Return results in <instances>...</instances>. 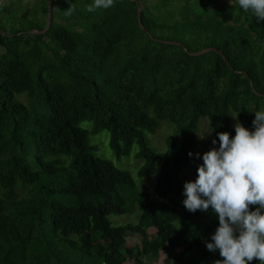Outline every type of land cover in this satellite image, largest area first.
I'll list each match as a JSON object with an SVG mask.
<instances>
[{
  "label": "trees",
  "instance_id": "trees-1",
  "mask_svg": "<svg viewBox=\"0 0 264 264\" xmlns=\"http://www.w3.org/2000/svg\"><path fill=\"white\" fill-rule=\"evenodd\" d=\"M7 1L0 7V264H155L160 253L162 264L222 259L205 245L218 217L211 208L180 207L179 173L201 148V118L215 138L228 132L231 140L236 117L255 130L264 98L249 79L264 94V21L237 0H114L92 12L94 0H69L67 17L69 3L54 0L51 25L38 35L30 32L44 29L49 0ZM138 15L154 38L190 52L215 47L227 61L151 40ZM163 121L172 130L150 191L89 144L106 130L116 158L136 146L144 161L138 176L154 175L159 155L147 135ZM135 211L134 223L108 220ZM129 236L139 243L127 247Z\"/></svg>",
  "mask_w": 264,
  "mask_h": 264
},
{
  "label": "clouds",
  "instance_id": "clouds-1",
  "mask_svg": "<svg viewBox=\"0 0 264 264\" xmlns=\"http://www.w3.org/2000/svg\"><path fill=\"white\" fill-rule=\"evenodd\" d=\"M237 3L258 22L264 21V0ZM110 7H114V0H94L87 10ZM73 11L74 5L69 3L63 12L67 17ZM233 119L237 121L236 135L231 140L230 133L219 132L218 148L212 147L202 156L188 153L203 163L197 167L195 181L183 185V206L193 214L211 208L218 217L219 226L211 242L205 241L209 252L219 250L222 257L214 264H248L254 259L264 264V112H255L254 131L246 129L237 117ZM211 143L215 146L217 140ZM250 205L257 207L252 211Z\"/></svg>",
  "mask_w": 264,
  "mask_h": 264
},
{
  "label": "rangeland",
  "instance_id": "rangeland-1",
  "mask_svg": "<svg viewBox=\"0 0 264 264\" xmlns=\"http://www.w3.org/2000/svg\"><path fill=\"white\" fill-rule=\"evenodd\" d=\"M37 0H20L19 4H27L28 6H33ZM198 6H201L204 4L203 0H196ZM221 3L223 5H227L230 3V0H221ZM9 5V1L7 0H0V7L7 8ZM27 10V9H26ZM2 31V30H1ZM21 98L24 97V95L20 96ZM162 126L156 131L155 134H148L147 138L149 141L150 146L155 150V152L159 155L157 159V167H156V173L154 175H146L143 178H140L138 176V170L143 165V159L136 157V152L138 151V148L134 146L130 152V154L127 157H122L120 159L116 158V156L111 151V148L109 146V133L106 130H103L95 135H90L89 137V144L94 146L96 150L94 151V155L100 158H104L106 160H109L113 163L115 167H117L120 170H124L128 172L133 180L136 183V187L139 191H150L153 186L155 185L158 173L160 171L162 160L164 158L165 152H166V145H165V137L171 133V128L165 121L162 122ZM92 123L89 121H82L79 123V127L85 130L90 131L92 129ZM198 137H205L204 139H200L201 142V148L200 144L198 142L197 145V153H200L202 156L203 153L209 151L213 145L211 141L213 139L218 140V138H215L213 132L211 133V129L209 127L208 120L206 118H201L198 123ZM203 163L202 159H196L194 157V160L190 166H187L182 169V171L179 173L180 179L183 182V185L187 181H195L196 179V170L199 165ZM186 199V197L182 194L179 199V204L181 208H185L183 206V201ZM134 215L126 214L122 216H115L110 215L108 217V220L114 225H124L127 223H134L136 222ZM152 232V231H151ZM139 243V237L137 236H129L126 238V246L131 247L135 246ZM165 256L163 253H160L158 259L154 261L155 264H162L164 262Z\"/></svg>",
  "mask_w": 264,
  "mask_h": 264
},
{
  "label": "water",
  "instance_id": "water-1",
  "mask_svg": "<svg viewBox=\"0 0 264 264\" xmlns=\"http://www.w3.org/2000/svg\"><path fill=\"white\" fill-rule=\"evenodd\" d=\"M131 1L132 2H136V0H131ZM53 2H54V0H49L48 1V4H47L46 24H45L44 29H42V30H33L30 33H35V34H38V35H42V34H45L48 31V29H49V27L51 25V22H52V6H53ZM139 11H140V8L138 7L137 8L138 14H139ZM138 26L141 29V31H143L151 40L156 41V42H162V43L167 44V45L179 46V47L183 48L184 52L188 56L197 57V56H201V55H204V54H207V53H210V52H215V53H218L219 55L223 56L222 52L219 49L215 48V47H209V48L202 49L200 51L190 52L189 50H187L185 48V46L182 43L175 42V41H162V40H158V39L154 38L150 34V32L143 26V24L141 23V19H140V16L139 15H138ZM24 33H28V32H24ZM3 34H4V32L0 30V36L3 35ZM21 34H23V32L18 33V35H21ZM223 59L225 61H227L224 56H223ZM233 71L235 73H237V74H243V75H245L247 77V75L245 73H243L242 71H235V70H233ZM249 82H250V87H251L252 91L258 97L264 98V94H260V93H258V92L255 91L254 86H253V83H252V81L250 79H249Z\"/></svg>",
  "mask_w": 264,
  "mask_h": 264
}]
</instances>
